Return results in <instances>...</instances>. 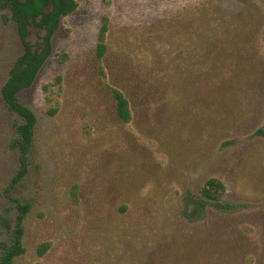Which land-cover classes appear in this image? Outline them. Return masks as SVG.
<instances>
[{
	"label": "rangeland",
	"instance_id": "rangeland-1",
	"mask_svg": "<svg viewBox=\"0 0 264 264\" xmlns=\"http://www.w3.org/2000/svg\"><path fill=\"white\" fill-rule=\"evenodd\" d=\"M76 1L19 94L37 118L19 183L0 98V248L26 208L13 264H264V0ZM22 54L0 11V88Z\"/></svg>",
	"mask_w": 264,
	"mask_h": 264
},
{
	"label": "trees",
	"instance_id": "trees-1",
	"mask_svg": "<svg viewBox=\"0 0 264 264\" xmlns=\"http://www.w3.org/2000/svg\"><path fill=\"white\" fill-rule=\"evenodd\" d=\"M78 8L76 0H0V11L9 10L19 39L23 47V54L15 62L5 83L0 88V98L5 109L17 116L15 124V139L12 148L16 150L20 168L14 182H21L28 171V158L32 149L37 118L35 114L19 101V94L30 88L40 69L51 54V41L56 33L61 18L74 13ZM33 27L43 33L38 45L29 41L30 28ZM107 24H103L98 35L97 52L101 59L106 52ZM104 77V75H103ZM115 101L116 113L120 121L128 124L131 121V110L128 100L117 89L107 86ZM226 191L224 184L211 178L203 185L200 195L205 204L226 210L221 201ZM16 228L10 238V244L0 248V264H13L14 260L25 253L23 247V221L26 208L19 209ZM45 247L39 252L42 255Z\"/></svg>",
	"mask_w": 264,
	"mask_h": 264
}]
</instances>
